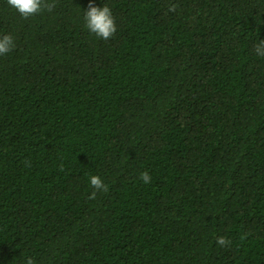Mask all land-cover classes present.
Here are the masks:
<instances>
[{"label": "trees", "instance_id": "16d2710c", "mask_svg": "<svg viewBox=\"0 0 264 264\" xmlns=\"http://www.w3.org/2000/svg\"><path fill=\"white\" fill-rule=\"evenodd\" d=\"M88 2L0 0V264H264V0Z\"/></svg>", "mask_w": 264, "mask_h": 264}, {"label": "clouds", "instance_id": "9594fccd", "mask_svg": "<svg viewBox=\"0 0 264 264\" xmlns=\"http://www.w3.org/2000/svg\"><path fill=\"white\" fill-rule=\"evenodd\" d=\"M7 5L14 9L23 18H28L32 15L41 12L44 6V0H7ZM47 10L51 11L52 6L48 5ZM83 22L85 28L96 37L108 40L116 32V23L112 13V9L109 7L106 0H102V6L96 5V0H89L88 8L83 10ZM15 48V39L12 34L0 35V55L9 53ZM254 53L257 57H264V39H259L253 46ZM151 177L148 172H142L140 174V180L144 183H148ZM90 186L95 191H105L106 185L104 181L98 175H91L88 177ZM93 191L92 196L95 195ZM216 243L224 246L227 244V240L223 237H217ZM28 264H33L31 260Z\"/></svg>", "mask_w": 264, "mask_h": 264}]
</instances>
